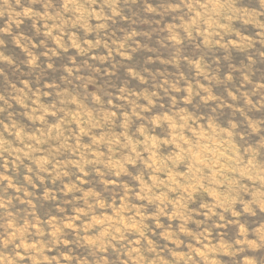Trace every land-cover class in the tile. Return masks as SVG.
Returning <instances> with one entry per match:
<instances>
[{"label":"rangeland","instance_id":"obj_1","mask_svg":"<svg viewBox=\"0 0 264 264\" xmlns=\"http://www.w3.org/2000/svg\"><path fill=\"white\" fill-rule=\"evenodd\" d=\"M0 264H264V0H0Z\"/></svg>","mask_w":264,"mask_h":264}]
</instances>
